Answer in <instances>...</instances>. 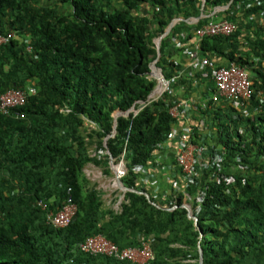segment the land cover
Instances as JSON below:
<instances>
[{
  "label": "trees",
  "instance_id": "16d2710c",
  "mask_svg": "<svg viewBox=\"0 0 264 264\" xmlns=\"http://www.w3.org/2000/svg\"><path fill=\"white\" fill-rule=\"evenodd\" d=\"M257 1L0 0L8 39L0 45V94L27 97L0 113V264H134L84 254L80 245L97 235L120 249L151 241L149 264H200L201 254L203 264H264V3ZM217 7H228L223 19L238 29L200 40L201 56L249 71L254 95L244 107L212 102V69L181 76L174 58L193 46L209 20L203 12ZM160 37L157 67L177 81L149 104ZM180 89L196 93V166L184 190L158 199L135 169L157 166L179 123L171 109ZM123 155L130 191L115 212L84 170L93 164L114 176L110 157L118 163ZM70 200L78 207L72 223L54 227L48 214Z\"/></svg>",
  "mask_w": 264,
  "mask_h": 264
},
{
  "label": "built area",
  "instance_id": "2783aa9c",
  "mask_svg": "<svg viewBox=\"0 0 264 264\" xmlns=\"http://www.w3.org/2000/svg\"><path fill=\"white\" fill-rule=\"evenodd\" d=\"M257 2L259 6L264 3L260 0ZM197 22L198 19L196 23ZM237 29L238 24L235 22L224 19L215 21L209 18L204 25L197 29V39L193 46L188 49L186 54L191 60L198 62L202 68L209 67L212 69L213 78L216 84V91L211 98L212 102H234L237 103L238 106L244 107L254 95L253 83L249 71L235 62L221 65L220 61L209 60L206 57L201 56L200 52V40L211 37H230L237 31ZM11 37H14V35H10L9 39H11ZM7 41L8 39L0 34V45ZM150 77L155 80L153 76L150 75ZM156 81L158 89L150 95L148 99L149 104L157 101L164 93L169 92L171 86L176 83L177 77L166 79L162 74V78ZM31 92H34V90H31ZM26 102V93L23 91L11 89L5 93H1L0 113L3 115H9L11 110L22 107ZM191 102L192 100L183 101L180 99L171 109L172 117L179 121L178 124L174 125V132L171 135V139L163 147V150H165L166 147L171 144L176 145L174 158V167L176 170L172 171L174 173H171V192L184 190L187 183L186 180L193 174L196 166V152L199 150V147L198 145L193 144L190 140V125L197 124L194 120L195 109L191 106ZM141 105L144 107L146 103H141ZM189 105L190 108L188 109ZM131 112L137 114L139 111L133 108ZM179 125H182L183 127L179 129L177 127ZM110 160L115 181L117 179L123 180L127 175L124 155L118 163H115L112 157H110ZM153 167L152 169H154ZM150 169L151 167L148 166L146 168H136L135 173L141 174L144 177V175L147 174V170ZM186 206L187 205H184V207ZM77 212V205L75 203L73 204L70 200L58 213L50 212L48 214V220L54 227L66 228L72 223ZM80 250L84 254L90 256H105L114 258L118 261H130L134 264H149L155 258L151 241L143 242L141 248L120 249L117 245L107 240L102 235L87 238L86 241L80 245Z\"/></svg>",
  "mask_w": 264,
  "mask_h": 264
},
{
  "label": "crops",
  "instance_id": "0c3cea01",
  "mask_svg": "<svg viewBox=\"0 0 264 264\" xmlns=\"http://www.w3.org/2000/svg\"><path fill=\"white\" fill-rule=\"evenodd\" d=\"M205 4L203 3V10H204ZM228 10V7H217L214 11H205L202 14V17L204 18H210L215 21H219L223 19V13ZM182 19L179 18L174 25H176L179 21ZM197 19H193L191 23H196ZM175 61L178 65H181L180 69V75L181 76H186V77H192L195 75V73H199L202 70L201 65L194 61L191 60L187 54H181V55H175ZM219 61V60H218ZM221 65H227L228 63L225 60H220ZM195 94L196 93H186L184 90L180 89L178 91H173V95L179 99L184 98V97H190L189 100L195 101ZM192 95V96H191ZM197 96V95H196ZM179 129L183 127L182 125L177 126ZM176 145L171 144L166 147L165 150H162L159 152L158 157L159 158L157 162V166H148L151 167L150 170H147V174L144 175V181L143 184L148 188L150 194L154 197H157L158 199H165L169 193H171V173H174L172 171L176 170L174 167V158H175V150ZM154 166V167H153ZM152 167L154 169H152ZM98 189V188H97ZM99 190V189H98ZM101 191V190H99ZM121 190H118L120 193ZM102 192V191H101ZM111 199L109 201L106 200V198L110 197L109 195L103 196L102 192V199L104 201V206L105 209H113L115 212L120 211V205L122 202H119V195L118 193L110 194ZM118 199V200H116ZM117 204L116 206H113L114 204Z\"/></svg>",
  "mask_w": 264,
  "mask_h": 264
},
{
  "label": "rangeland",
  "instance_id": "374dc122",
  "mask_svg": "<svg viewBox=\"0 0 264 264\" xmlns=\"http://www.w3.org/2000/svg\"><path fill=\"white\" fill-rule=\"evenodd\" d=\"M92 151H93V149H92ZM84 174L90 180V182L92 184H95L97 186V188L103 192L104 198L107 195L110 196V197L106 198L107 201H109L111 199L110 194L114 195V193H118V195H119V197H118L119 202L118 203L123 201V199H124L123 193L118 192L119 188L117 187L118 184H116L114 176H106L103 173V170L101 168L96 167L93 164H89L86 166V168L84 170ZM118 203L114 204L113 206H116V208H117Z\"/></svg>",
  "mask_w": 264,
  "mask_h": 264
},
{
  "label": "water",
  "instance_id": "95a60500",
  "mask_svg": "<svg viewBox=\"0 0 264 264\" xmlns=\"http://www.w3.org/2000/svg\"><path fill=\"white\" fill-rule=\"evenodd\" d=\"M204 4H205V1H204ZM177 20H178V19H175V20L172 22V24L170 25L169 29H168L167 32L165 33V35H167V34L170 32V30L172 29V27L174 26V24L176 23ZM163 37H164V36H163ZM163 37H160V38L157 40L158 58H157L156 62L153 64V66H152V71H151V73H150V75L153 76V78H155V80H160V79L162 78V74H163V72H162L161 70H158L159 68L157 67V62L159 61V59H160V57H161L160 43H161V40L163 39ZM156 89H158V88L156 87ZM156 89H155V91H156ZM155 91H154V92H155ZM154 92H153V93H154ZM153 93H152V94H153ZM115 127H116V126H115ZM116 181H117V184H118L119 189H120L123 193H127V192L130 191L128 188H126V187L124 186L122 180L117 179ZM145 196L147 197V199H148L149 201L151 200V196H150L148 193L145 194ZM185 208L188 210L189 218L195 220V223H198V219L195 218V217L192 215V211H191L190 207H189V206H186ZM200 258H201L200 264H203V257H202V254H201V257H200Z\"/></svg>",
  "mask_w": 264,
  "mask_h": 264
},
{
  "label": "clouds",
  "instance_id": "9594fccd",
  "mask_svg": "<svg viewBox=\"0 0 264 264\" xmlns=\"http://www.w3.org/2000/svg\"><path fill=\"white\" fill-rule=\"evenodd\" d=\"M122 192V191H121ZM123 193V192H122ZM126 193H123V196L125 195ZM150 195V194H149Z\"/></svg>",
  "mask_w": 264,
  "mask_h": 264
}]
</instances>
